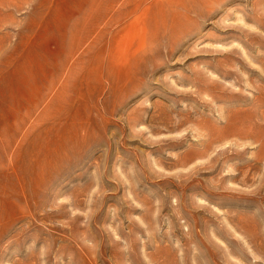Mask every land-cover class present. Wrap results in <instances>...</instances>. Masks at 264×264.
<instances>
[{"label":"rangeland","instance_id":"1","mask_svg":"<svg viewBox=\"0 0 264 264\" xmlns=\"http://www.w3.org/2000/svg\"><path fill=\"white\" fill-rule=\"evenodd\" d=\"M0 264H264V0H0Z\"/></svg>","mask_w":264,"mask_h":264},{"label":"bare ground","instance_id":"2","mask_svg":"<svg viewBox=\"0 0 264 264\" xmlns=\"http://www.w3.org/2000/svg\"><path fill=\"white\" fill-rule=\"evenodd\" d=\"M59 256V255H58Z\"/></svg>","mask_w":264,"mask_h":264}]
</instances>
